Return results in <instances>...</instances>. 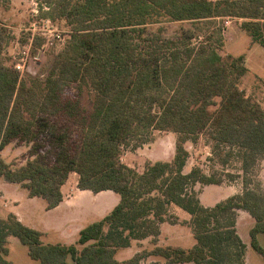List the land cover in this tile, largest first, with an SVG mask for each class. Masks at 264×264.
<instances>
[{
	"label": "trees",
	"instance_id": "16d2710c",
	"mask_svg": "<svg viewBox=\"0 0 264 264\" xmlns=\"http://www.w3.org/2000/svg\"><path fill=\"white\" fill-rule=\"evenodd\" d=\"M45 3L43 17L63 20L69 30L42 77L23 75L7 63L3 55L14 37L0 22V151L13 141L30 146L19 168L0 156V177L19 184L28 197L42 198L46 210L61 203V187L73 173L79 190L112 191L119 201L68 245L44 244L39 230L9 214L0 219V264H16L6 258L8 236L40 264H142L149 256L170 264H245L246 246L235 227L238 210L255 220L250 246L264 260L258 241L259 235L264 239V194L249 188L247 176L264 158V109L239 87L247 72L243 57L222 56L223 39L214 28L218 19L240 18L241 29L264 48V0ZM184 22L191 27L174 38L163 36L162 24ZM200 34L203 39L193 44ZM41 42L34 40L32 53ZM85 95L91 96L88 106ZM154 131L177 135L173 159L147 162L142 172L123 163L124 147L145 144ZM200 134L214 152L236 147L244 173L242 194L212 207L200 203L193 187L222 179L197 167L184 172V145ZM171 205L190 215L195 245L155 246L119 261L117 253L133 241L159 235Z\"/></svg>",
	"mask_w": 264,
	"mask_h": 264
},
{
	"label": "rangeland",
	"instance_id": "374dc122",
	"mask_svg": "<svg viewBox=\"0 0 264 264\" xmlns=\"http://www.w3.org/2000/svg\"><path fill=\"white\" fill-rule=\"evenodd\" d=\"M46 1L0 0V22L7 26L10 34L14 37L6 47L3 56L8 64H12V62L15 64L19 57L25 58V64L22 68L24 71L21 72L23 75L44 76L52 59L63 48L65 41L68 39L69 29L63 20H53L49 16L43 17V12L48 11ZM241 22L242 19L240 18H221L216 21L214 28L219 30L218 32L223 39V46L219 49V53L224 57H243L242 63L247 68V72L240 79L239 87L245 91L246 96L252 102L257 103L264 109V48L252 42L248 34L241 29ZM162 27V34L165 38H174L183 32L182 29L190 28L191 24L189 22L164 23ZM155 30L152 29V31ZM25 38H28V42L22 46L21 42ZM36 39H41L42 42L32 53L33 42ZM201 39H203V35L200 34L192 42L197 44ZM76 84L78 83H74L72 87ZM90 99V95L84 96L85 106H88ZM146 139L148 141L145 144L135 149L133 148L135 141L131 142L124 147L121 154L122 162L139 172H142L145 163L149 159L171 161L175 154L176 134L166 131H154ZM213 145L208 137L203 134H200L195 143L186 142L184 147L189 153V158L184 169L188 172L194 167L200 168L206 175L214 174L215 177L221 178L222 184H231L230 189L232 191L242 188L243 192L244 173L238 149L222 146L220 153H218L213 151ZM147 146L149 149H147ZM29 147L26 143L13 141L4 149L2 153L3 160L10 164L12 168H19L29 158ZM222 159H226L227 163L222 164ZM263 159L258 161L247 176L250 180L249 188L264 194V183L260 179L259 172L260 162ZM75 178L77 176L73 174L69 178L68 186L63 190L66 196H68L67 193L74 191ZM18 185L6 182L0 177V219L5 220L8 217L7 212H11L14 203L18 202L22 223L43 232L42 242L44 244H74L78 238V233L74 234L76 233V226L85 227L101 217L100 212L95 210L96 201L93 194L88 190V192H83L84 194H80L82 191L77 190V197L71 199L66 197L60 209L46 211V202L42 198H29L27 191ZM193 189L197 195L204 189L202 202L207 205H212L215 201H220L228 195L220 192L222 189L219 187L212 186L207 189V185L200 183H196ZM5 204H9V206L6 207ZM169 209L171 211V207ZM169 219V222L173 224L176 222L178 225L180 230L179 241L187 245L189 234H192L188 222L177 219L173 214L170 215ZM7 239L10 241L9 243L7 241V246L10 249V253L6 257L8 260L16 264H40L28 256L27 247L22 245L16 237L8 236ZM152 242H156V239L148 237L144 240L133 241L132 246H130L131 249L118 253L116 257L121 261L132 252L150 250V248H153ZM257 258L261 263L263 262L262 258L259 256ZM157 259L161 260L163 264H168L159 257ZM153 260V257L146 258L142 261V264H151Z\"/></svg>",
	"mask_w": 264,
	"mask_h": 264
},
{
	"label": "crops",
	"instance_id": "0c3cea01",
	"mask_svg": "<svg viewBox=\"0 0 264 264\" xmlns=\"http://www.w3.org/2000/svg\"><path fill=\"white\" fill-rule=\"evenodd\" d=\"M8 146V145H7ZM6 146V147H7ZM5 147V148H6ZM4 148V149H5ZM4 149L2 151H0V156L2 157L3 159V156H2V153L4 151ZM147 149H149V147L147 146ZM156 160H152V159H149L148 162H155ZM191 170V169H190ZM189 170V171H190ZM188 171V172H189ZM184 172L185 173H188L185 169H184ZM260 179L261 181L264 183V159L261 160L260 162ZM72 175V174H71ZM71 175L69 176V178L71 177ZM73 175H76L75 173H73ZM77 176V175H76ZM68 178V180H69ZM68 180L65 182V184L61 187V192H62V195H63V199L61 201V203L55 207L54 209H51V210H46V211H54V210H58L62 207V204H63V201L65 200V198L67 197V199H71V198H75L77 197L78 195V192L77 190H79L77 188V178H75L74 180V191L72 193H67L68 196H66V194L63 192L64 188L66 186H68ZM7 182V181H6ZM222 184V183H221ZM219 184V185H207V189L209 187H212V186H216V187H219L221 188L222 190L220 192H223V193H226L228 194L227 197H225L224 199L220 200V201H215V203H213L212 205H207V204H204L202 202V198H203V195H204V189L201 193H199L198 195V198H199V201L200 203L205 206V207H212L214 206L216 203H219L221 201H224L225 199H227L228 197H231L233 195H236V194H241L242 192V188H238L236 191H232L230 188L232 187L231 184ZM18 185V184H17ZM19 186V185H18ZM20 187V186H19ZM21 188V187H20ZM23 189V188H22ZM25 190V189H24ZM79 191H82L80 194H84L83 192H88L87 190H79ZM90 192V191H89ZM92 193V192H90ZM93 194V193H92ZM28 195V194H27ZM93 197L96 201V207H95V210L96 212H100L99 214L101 215V217L99 219H101L102 217H104L106 214H108L112 209L113 207L118 203L119 201V196L115 193H113L112 191H102V192H99L97 194H93ZM30 198V197H29ZM34 198V197H33ZM6 207L9 206V204H5ZM46 207V205H45ZM171 211L170 209H168V216L170 218V215L173 214L175 217H177V219L181 220V221H187L189 222L190 220V215L187 214L186 212H183V210H181L180 208H178L177 206L175 205H171ZM169 207V208H170ZM46 209V208H45ZM171 212V214H170ZM9 214H12L14 215L17 220H19L21 223L23 222L22 221V215L19 211V208H18V202H15L14 203V206L12 207V211L11 212H7V215ZM98 219V220H99ZM255 223V220L249 215V213L247 211H244V210H238L237 211V218H236V232L238 234V236L240 237V239L242 240V242L245 244L246 246V249H245V256H244V261H245V264H264V260L262 258V256L257 253L255 250H253L250 246V234H249V231L250 229L253 227ZM23 224V223H22ZM76 230L74 233L75 235L78 233V237H79V231L84 228V227H81V226H76ZM37 230V229H36ZM179 228H178V225L176 224V222L173 224L169 221H164L163 223H161L159 225V235L155 238L156 239V242H152L153 243V247L155 246H160V247H167V246H171V247H180V248H183V249H189L191 248L192 246L195 245V239L193 237V234H189V242L187 245L183 244L181 241H179L180 238L179 237ZM41 232V231H40ZM42 233V236H43V232ZM74 235V236H75ZM152 238V237H151ZM78 239V238H77ZM153 239V238H152ZM41 240H42V237H41ZM8 243L10 242L8 239H7ZM77 241V240H76ZM75 241V242H76ZM258 241L260 244H264V239L262 236H258ZM68 245V244H67ZM132 246V245H131ZM8 247V246H7ZM9 249V247H8ZM131 249V247H128L126 249H122L120 250L118 253H122L123 251L125 250H129ZM153 249V248H150V250ZM9 253H10V249H9ZM117 253V254H118ZM138 252H132L131 254H128L124 259H122L121 261H124L130 257H132L134 254H136ZM9 255V254H8ZM7 255V256H8ZM260 257L262 258V263L261 261L257 258V257ZM149 257H153V262L152 263H156V264H163L161 262V260L157 259V256H149ZM148 257V258H149ZM161 258V257H159ZM163 259V258H161ZM164 260V259H163ZM11 261V260H10ZM120 261V260H119ZM165 261V260H164ZM13 262V261H12ZM166 262V261H165ZM167 263V262H166ZM170 264V263H168ZM184 264H189V263H184Z\"/></svg>",
	"mask_w": 264,
	"mask_h": 264
},
{
	"label": "built area",
	"instance_id": "2783aa9c",
	"mask_svg": "<svg viewBox=\"0 0 264 264\" xmlns=\"http://www.w3.org/2000/svg\"><path fill=\"white\" fill-rule=\"evenodd\" d=\"M64 43V42H63ZM24 54L26 53L25 51L23 52ZM25 58H18V60L15 63V68L17 71H19L20 73L23 72L24 70L22 69L24 64H25Z\"/></svg>",
	"mask_w": 264,
	"mask_h": 264
}]
</instances>
